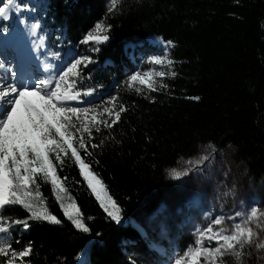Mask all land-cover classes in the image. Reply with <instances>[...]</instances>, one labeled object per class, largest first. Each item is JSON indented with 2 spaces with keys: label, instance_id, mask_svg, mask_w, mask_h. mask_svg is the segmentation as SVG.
I'll list each match as a JSON object with an SVG mask.
<instances>
[{
  "label": "trees",
  "instance_id": "1",
  "mask_svg": "<svg viewBox=\"0 0 264 264\" xmlns=\"http://www.w3.org/2000/svg\"><path fill=\"white\" fill-rule=\"evenodd\" d=\"M109 1L21 0L35 6L31 19L42 27L53 53L65 44L84 46L97 23L108 26L102 33L107 42L95 46L96 53L85 50L94 62L79 67L74 90L93 103L115 97L117 110L126 109L111 129L101 125L93 138L86 135L87 148L79 150L101 182L100 198L107 202L111 197L119 207L121 223L108 216L69 152L62 164L53 161L68 190L62 202L78 206L90 231L77 229L53 186L39 180L44 206L61 223L29 221L28 230L10 228L6 238L13 249L31 244L29 264L82 259L84 264H141L149 245L141 218L174 189L167 170L196 156L203 145L233 147L252 179L264 177V0H122L115 12L108 11ZM151 35L174 44L169 59L175 75L159 77L156 91L128 83L135 64L124 50L135 44L138 56ZM89 90H94L91 95ZM3 215L24 220L29 213L13 205ZM5 259L0 256V264ZM249 264L260 261L251 257Z\"/></svg>",
  "mask_w": 264,
  "mask_h": 264
},
{
  "label": "snow or ice",
  "instance_id": "2",
  "mask_svg": "<svg viewBox=\"0 0 264 264\" xmlns=\"http://www.w3.org/2000/svg\"><path fill=\"white\" fill-rule=\"evenodd\" d=\"M121 3L122 0H110L108 11L115 12ZM7 4V8L0 7V18L4 20L10 18V9L17 7L16 0H7ZM32 27L37 29L40 25L36 23ZM107 31L108 26L97 23L94 31L88 33L82 42L107 41L108 35H101ZM167 45L174 47L172 41H168ZM165 61L168 65L173 64V61L166 60V57H154L149 63L164 65ZM90 62L88 57L75 60L57 77L55 84L44 79L29 87L27 84L16 82L15 72L11 73L12 82H7L3 76H0V240L4 241L0 243V256L6 258L3 264H17V262L29 264L26 258L33 252L31 244L21 250L12 248V243L6 238L12 226L22 225L24 230H28L31 226L29 221L57 225L61 223V220L49 213L44 206L39 192L38 181L43 180L53 186L57 201L62 202L65 199L63 194L68 190L57 175L54 160L62 164V156H68L70 152L71 157L80 166L88 186L96 193L97 199H101L97 189V185L101 182L89 171V165L84 163L79 150L87 148L85 133L88 138H93V131L100 132L101 125L111 129L119 122L121 113L126 109L121 105L119 110H116L115 97L108 101L111 107H104L102 112L95 108L68 105V101L78 100L81 95L79 91L74 90L75 80L70 81L69 78L78 77L79 66L82 64L86 66ZM4 69L5 64L0 62V70ZM165 75L163 71L155 74L151 71L144 74L137 72L129 77L128 82L130 85L139 82L151 91H156L154 76L163 78ZM92 91L94 90H89L87 94L91 95ZM105 115L109 119H104ZM77 133H79L78 140ZM74 141L77 146H74ZM98 146L91 144L92 148ZM188 163L191 164L192 161ZM172 175L179 179L188 175V170L179 172L173 169ZM101 204L108 216L116 224H120L122 216L115 201L108 197L107 202L101 199ZM13 205H21L26 209L29 213L28 218L10 220L4 216L6 207ZM60 206L64 209V215L77 229L85 233L90 231L74 202L68 204L62 202ZM242 215L236 213L237 217ZM261 217H264V212L253 208L243 216L240 223L232 225L230 233L225 228L214 231L213 227H207L200 232L194 246L177 257L173 264H220L225 255H231L234 264H243V257L251 254L245 249L254 248L257 252L264 250V239H261L260 232L250 226L255 222V228L264 231V225L260 223ZM223 223V217L214 221L215 225ZM205 239L209 242L214 241L216 246L205 247Z\"/></svg>",
  "mask_w": 264,
  "mask_h": 264
},
{
  "label": "rangeland",
  "instance_id": "3",
  "mask_svg": "<svg viewBox=\"0 0 264 264\" xmlns=\"http://www.w3.org/2000/svg\"><path fill=\"white\" fill-rule=\"evenodd\" d=\"M6 4L5 0H0V7ZM103 42V40L98 42L89 41L88 43L82 42L84 45L82 47L63 45L61 50L53 53L57 57L58 76L75 60L84 57L90 58L85 54V50L90 49L91 52L96 53L97 48L95 46ZM88 44H93V48L89 47ZM156 45L154 41L151 44V39H148L147 45L144 46L147 49L141 50L138 56L132 54V49H136L134 44L129 43L124 46L126 54L135 64V69L129 77L137 72L144 74L150 71L154 74L163 71L166 73L165 76L172 74L170 65L166 61L164 65L149 63L154 57H166V60L169 59L171 46L160 47V45ZM140 46L142 45L140 44ZM143 51L148 53L144 54ZM93 62L91 60L87 65ZM0 76H3L5 80L8 79L6 73L4 75L0 73ZM30 77L23 79L22 83L16 82L29 86L30 81H32ZM9 78L6 81L12 82L11 74ZM72 78H69L70 81ZM158 78L154 76V86ZM132 86L137 89L148 88L146 85L139 84V82ZM96 95L98 94L95 93L94 96ZM110 100L104 99L93 103L90 98L85 100L79 97L78 100H74L76 103L74 107L95 108L102 112L104 107H111L108 103ZM103 118L109 119L106 115ZM86 135L85 133L84 136ZM78 138L79 133H77V140ZM204 157H207V159H203ZM189 161H192V163L189 164ZM198 161L199 163H197ZM173 169L179 172L188 170V175L181 176L179 179L174 178L172 175ZM167 172L174 183V189L156 210L141 218V222L145 227L143 233H146L149 238V245L141 264H145V262L149 264H173L177 257L194 246L200 232H203L207 227H213L214 231L225 228L230 233L232 225L240 223L243 216H246L251 209L256 208L264 212V177L258 181L252 179L248 175L245 165L236 160L233 147L220 148L212 144L203 145L196 156L180 159L177 165L168 169ZM238 212L243 215L237 217L236 213ZM220 217L224 218V223L215 225V219ZM260 223L264 225V217H261ZM250 226L260 232L261 239H264V231L256 229L255 222ZM3 242L1 241V243ZM182 243H186V248L183 251L181 249ZM204 246L214 248L216 244L214 241L209 242L205 239ZM245 251L251 254L243 257V264H249L251 257H256L259 259L260 264H264V250L257 252L253 248L245 249ZM228 261L234 264L231 255H225L220 264H228Z\"/></svg>",
  "mask_w": 264,
  "mask_h": 264
},
{
  "label": "bare ground",
  "instance_id": "4",
  "mask_svg": "<svg viewBox=\"0 0 264 264\" xmlns=\"http://www.w3.org/2000/svg\"><path fill=\"white\" fill-rule=\"evenodd\" d=\"M7 5L8 4H6L3 7L7 8L8 7ZM10 14H11V12H9V15ZM31 34H36V29H34L31 32ZM148 39H151V44H152V41H154L157 45H160V47L161 46H168L167 43L165 41H163L160 37L149 36ZM153 45H155V44L153 43ZM14 47L18 48V49H21V48H19V45L15 44V43H14ZM11 48H12L11 45H9L7 41H5L4 43L0 44V59H1L0 62L4 63L6 66L9 64V61H10V58H11L10 57V49ZM23 50L26 53V58L24 59V57H22L20 59L23 60V64L24 65H22V67H23L24 71L22 70L23 72H19L18 75H17V78H16V81H19L20 83H22L24 77L26 76L25 73L28 70L33 68V64H31L32 56L30 54H33L36 51L35 47H33V48L32 47H30V48L27 47V48H25ZM29 60H30V65H29ZM25 64H26V66H25ZM58 72H59V68H58ZM9 79L10 78L8 76V79H6V80H9ZM28 79H30V78H28ZM56 81H57V78H55L54 84H55ZM29 87H31V86H29ZM78 264H84V260H82Z\"/></svg>",
  "mask_w": 264,
  "mask_h": 264
},
{
  "label": "water",
  "instance_id": "5",
  "mask_svg": "<svg viewBox=\"0 0 264 264\" xmlns=\"http://www.w3.org/2000/svg\"><path fill=\"white\" fill-rule=\"evenodd\" d=\"M161 38V37H160ZM162 39V38H161ZM164 41V39H162ZM167 43V42H166ZM82 261V260H81Z\"/></svg>",
  "mask_w": 264,
  "mask_h": 264
}]
</instances>
